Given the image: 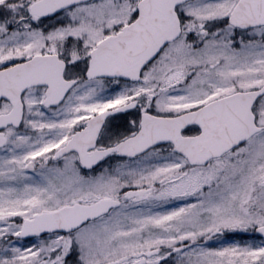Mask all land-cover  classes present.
<instances>
[{
	"label": "snow or ice",
	"instance_id": "snow-or-ice-1",
	"mask_svg": "<svg viewBox=\"0 0 264 264\" xmlns=\"http://www.w3.org/2000/svg\"><path fill=\"white\" fill-rule=\"evenodd\" d=\"M0 264H264V0H0Z\"/></svg>",
	"mask_w": 264,
	"mask_h": 264
},
{
	"label": "rangeland",
	"instance_id": "rangeland-1",
	"mask_svg": "<svg viewBox=\"0 0 264 264\" xmlns=\"http://www.w3.org/2000/svg\"><path fill=\"white\" fill-rule=\"evenodd\" d=\"M243 238H246V237H236V239H243Z\"/></svg>",
	"mask_w": 264,
	"mask_h": 264
}]
</instances>
